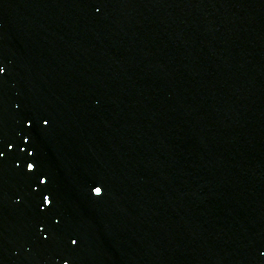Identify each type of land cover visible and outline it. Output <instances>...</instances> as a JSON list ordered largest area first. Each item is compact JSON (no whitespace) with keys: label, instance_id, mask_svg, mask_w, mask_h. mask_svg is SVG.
Here are the masks:
<instances>
[{"label":"water","instance_id":"obj_1","mask_svg":"<svg viewBox=\"0 0 264 264\" xmlns=\"http://www.w3.org/2000/svg\"><path fill=\"white\" fill-rule=\"evenodd\" d=\"M0 264H264V0H0Z\"/></svg>","mask_w":264,"mask_h":264},{"label":"snow or ice","instance_id":"obj_2","mask_svg":"<svg viewBox=\"0 0 264 264\" xmlns=\"http://www.w3.org/2000/svg\"><path fill=\"white\" fill-rule=\"evenodd\" d=\"M97 193H99V189H97Z\"/></svg>","mask_w":264,"mask_h":264}]
</instances>
